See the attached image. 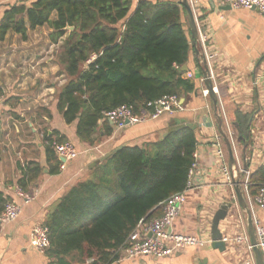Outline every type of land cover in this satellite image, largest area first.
<instances>
[{"label":"crops","instance_id":"0c3cea01","mask_svg":"<svg viewBox=\"0 0 264 264\" xmlns=\"http://www.w3.org/2000/svg\"><path fill=\"white\" fill-rule=\"evenodd\" d=\"M32 1L0 0V22L10 7L29 6ZM199 2L201 23L210 35L211 49L216 55L214 71L218 95L203 96L208 85L203 71L195 67L200 52L198 44H193L195 55L192 54L187 70L194 73L190 80L196 85V91L183 98L182 105L180 100L179 111L117 133L111 123L106 126L101 120L91 143L81 142L77 136V122L67 124L57 109L59 93L68 81L58 62L67 35L54 41L52 27L31 29L27 23L26 39L10 32L0 43V88L3 94L0 104V192L9 203L21 208L16 221L0 226V264H51L46 255L38 253L29 244L33 227L46 222L51 207L74 185L89 179L91 169L99 165L93 166L97 161L107 160L124 146L156 142L165 137L171 127L186 124L198 126L195 153L198 168L192 179L195 189L189 193L187 203L172 227L173 232L212 238L215 213L224 202H231L233 206L227 218L220 223L222 235H239L241 221L249 233L247 215L240 208L237 195L235 201V188L222 175L214 144L215 137L220 135L228 165L238 179L241 178V168L253 174L264 166V20L257 10L231 9L211 0ZM55 19L54 14L52 20ZM237 112L248 118L244 132L236 121ZM220 119L222 130L233 146V165L219 128ZM110 129L112 134H108ZM58 135L74 143L80 152L78 159L67 163L63 171H58L59 159H48L49 139ZM30 165L38 166L41 172L33 171L34 181L23 189L20 181ZM18 189L29 195L31 201L26 203ZM244 197L253 220L264 227V209ZM250 257L244 245H225L219 249L213 244L204 248L191 247L165 259V262L244 264ZM147 261L157 262L149 258L139 262L147 264Z\"/></svg>","mask_w":264,"mask_h":264},{"label":"trees","instance_id":"16d2710c","mask_svg":"<svg viewBox=\"0 0 264 264\" xmlns=\"http://www.w3.org/2000/svg\"><path fill=\"white\" fill-rule=\"evenodd\" d=\"M27 23L31 29L52 27L54 41L67 35L58 62L68 81L57 109L67 124L77 122L81 142L91 143L104 114L122 105L140 115L153 112L148 104L165 96L181 100L196 91L185 78L188 70L183 71L195 52L186 10L178 1L33 0L5 11L0 43L10 32L26 39ZM195 67L200 68L197 58ZM236 117L244 132L247 116L237 112ZM66 141L50 137L49 161H58L52 144ZM197 146L198 131L184 128L144 146L121 147L91 169L89 179L50 209L45 225L51 264L112 263L139 223L161 217L162 203L186 188ZM31 166L20 181L23 189L34 181L33 171L41 172ZM263 179L264 166L251 174L252 200ZM8 203L0 192V215ZM146 263L168 264L165 259Z\"/></svg>","mask_w":264,"mask_h":264},{"label":"built area","instance_id":"2783aa9c","mask_svg":"<svg viewBox=\"0 0 264 264\" xmlns=\"http://www.w3.org/2000/svg\"><path fill=\"white\" fill-rule=\"evenodd\" d=\"M220 3L223 6H228L231 9H246L257 10L264 20V0H211ZM197 24L198 30V47H199V66L204 75V81H211L213 84V92L218 95V89L215 85L216 76L214 71V60L216 58L215 53L211 49L210 35L205 31L203 24L201 23L199 13V0H188ZM194 73L187 72L186 79H192ZM209 89L203 90V96L209 97L212 95ZM3 101L2 89L0 88V104ZM219 103V100H218ZM221 106V103H219ZM149 108H153V112H144L143 114H135L131 107L122 105L115 110L104 114L103 122H109L113 125L115 133L123 131L128 127L135 126L137 124L154 121L162 116L168 114L173 115L181 109L180 99L176 95L165 96L156 103L148 104ZM148 108V109H149ZM222 111V110H221ZM222 117V113L219 115ZM231 135V133H230ZM216 155L219 161L222 175L228 181V183L235 188V182L237 177L235 173L230 169L227 161V155L225 146L220 135L215 137ZM52 148L55 151L57 158L64 162L60 163V170L63 171L67 167V163L75 161L80 156V152L74 143L66 141L63 143L54 142ZM195 163L189 171V180L186 188L169 197L164 203L163 215L152 221L142 220L136 229L131 233L126 243L117 251L116 259L110 264H125L132 261H140L142 259H153L155 261L168 259L176 254L186 251L191 247L204 248L214 244L212 238H199L195 236L182 235L174 233L172 227L175 221L181 215L188 199L189 193H191L195 187L193 186V177L198 168V162L196 154L194 155ZM240 175L243 178L240 186L242 192L247 198L255 203L260 208L264 209V179L261 183L258 195L254 200L251 199L249 194L250 177L251 172L248 169L241 168ZM21 196L24 197L26 203L31 201L29 195L18 189ZM236 201V194L234 195ZM233 205V204H232ZM21 214V208L13 203H8L4 212L0 215V226L2 224L11 223L16 221ZM241 233L234 237L223 236L222 243L224 245L241 246L244 245L246 250L250 253L251 257L246 260L244 264H256L254 256L253 246L251 244L250 235L243 223L240 222ZM257 246L262 252L264 258V227L259 222L254 221ZM30 247L40 254L46 255L47 251L51 247V241L49 238V228L44 224H38L33 227L30 235ZM89 263L93 264V260H89Z\"/></svg>","mask_w":264,"mask_h":264},{"label":"water","instance_id":"95a60500","mask_svg":"<svg viewBox=\"0 0 264 264\" xmlns=\"http://www.w3.org/2000/svg\"><path fill=\"white\" fill-rule=\"evenodd\" d=\"M179 3L186 10L188 25H189V29L191 31L193 44L195 46L197 44V41H198V30H197V24H196V20L194 17V13L192 11L190 4L188 3V0H179ZM69 30H73V28H69ZM183 71H187L186 66L183 67ZM204 75L206 76V73H204ZM207 85H208V89L212 93L213 92L212 82L207 80ZM212 95H214V94L212 93ZM181 101H182L181 102V105H182L184 99H182ZM214 101L217 102V97H215V96H214ZM184 128H192V129L196 130L198 128V126L195 124H186V125H179V126L171 127L168 130L167 135L174 133L176 131H180ZM219 128H220L221 134L224 137L225 142L227 144L228 151L230 154L231 164L233 165L235 162L233 146L231 145L229 139L227 138L226 134L222 130L221 119L219 120ZM104 160H106V158H103V159L97 161L93 166H95L96 164H100ZM61 162H64V160H61ZM241 179H242V177L235 182V191H236V195H237V201L239 203L240 208L247 215L248 230H249V235H250V239H251V244H252L253 250H254L256 264H264V258H263L262 252L259 249V247L257 246V239H256V231H255V226H254L253 214L251 212L249 205L247 204V201L244 197V194H243L241 186H240ZM232 206L233 205L231 202H224L213 217L212 229H211L212 240L214 241L215 246L219 249H223L225 246L221 241L222 240V233L220 231V223L227 218L228 213H229L230 209L232 208Z\"/></svg>","mask_w":264,"mask_h":264},{"label":"rangeland","instance_id":"374dc122","mask_svg":"<svg viewBox=\"0 0 264 264\" xmlns=\"http://www.w3.org/2000/svg\"><path fill=\"white\" fill-rule=\"evenodd\" d=\"M70 31H72V30H70Z\"/></svg>","mask_w":264,"mask_h":264}]
</instances>
